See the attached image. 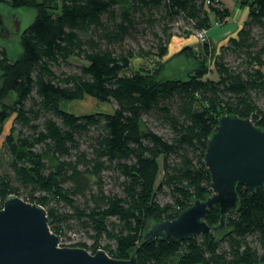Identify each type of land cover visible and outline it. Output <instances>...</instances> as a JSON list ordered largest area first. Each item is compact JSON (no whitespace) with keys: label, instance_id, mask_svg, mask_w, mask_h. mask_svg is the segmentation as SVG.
Returning a JSON list of instances; mask_svg holds the SVG:
<instances>
[{"label":"trees","instance_id":"trees-1","mask_svg":"<svg viewBox=\"0 0 264 264\" xmlns=\"http://www.w3.org/2000/svg\"><path fill=\"white\" fill-rule=\"evenodd\" d=\"M239 2L248 17L236 36L217 51L208 41L197 52L182 48L178 57L190 56L195 68L185 78L163 79L173 23L183 22L184 37L207 30L228 17L220 3L0 0L36 11L21 35L20 56L11 61L0 48V123L11 120L0 146V209L12 194L37 203L50 230L63 237L65 215L54 206L67 207L93 238L92 245L69 246L102 249L114 259L134 253L137 264H264V188L236 186L237 207L221 236L142 239L148 222L171 220L211 194L203 156L221 115L249 118L264 130L256 102L264 93V0ZM147 35L145 45L140 38ZM136 56L160 61L134 68ZM73 59L82 63L65 71ZM85 96L115 108L83 115L62 108ZM146 116L167 127L169 136L151 130ZM107 179L118 191L105 189ZM160 193L170 201L160 204ZM219 217L214 205L206 222L214 226ZM102 237L107 245H99Z\"/></svg>","mask_w":264,"mask_h":264},{"label":"water","instance_id":"water-1","mask_svg":"<svg viewBox=\"0 0 264 264\" xmlns=\"http://www.w3.org/2000/svg\"><path fill=\"white\" fill-rule=\"evenodd\" d=\"M203 162L211 194L204 200L194 199L171 220L152 223L143 232L144 241H186L192 236L225 233L226 216L237 207L236 186L255 191L264 188V130L249 118L221 115L207 140ZM214 205L220 217L210 226L206 216ZM60 242L61 237L50 230L44 207L14 194L4 199L0 264H137L134 253L128 259H114L102 249L90 253L80 247H62Z\"/></svg>","mask_w":264,"mask_h":264},{"label":"rangeland","instance_id":"rangeland-1","mask_svg":"<svg viewBox=\"0 0 264 264\" xmlns=\"http://www.w3.org/2000/svg\"><path fill=\"white\" fill-rule=\"evenodd\" d=\"M217 3H219L217 0H215ZM243 14L242 20L245 16L248 14V7L247 5L243 4L240 5V7L236 8V10L232 13L229 12L228 14V20L231 23L234 19L238 18L239 15ZM36 11L31 8H12L8 6L6 3H0V48L4 49L9 60L14 61L17 57L20 56L22 50L20 45V38L22 33L25 29L30 25V23L35 18ZM183 22L177 21L174 22V29L172 30V37H179ZM181 25V26H180ZM180 26V28H179ZM185 28H182L184 31ZM256 31V30H254ZM257 35V33H256ZM140 41L143 44H149L150 37L149 35L145 36L144 38H140ZM199 45L194 44L192 46ZM214 48V47H213ZM212 48V49H213ZM199 49L198 47H194L195 52ZM173 51V52H172ZM178 46L175 47V41L169 46V52H172V54H169V56H166L162 59L163 62H165V69L163 72H161L160 76L163 79H176V78H185L187 73L190 72L195 68L194 59L190 58V56H180L178 57ZM226 60L230 65H237L238 62L236 60H233V57L227 56L225 57ZM148 61V62H147ZM144 60L140 57L134 58V68H137L139 65L145 66V67H153L155 61H160L156 58L154 60ZM213 62L212 57L211 61H208V64H211ZM82 62L73 59L70 60L68 65L63 66V69L65 71H75L77 68V65H80ZM157 63V62H156ZM161 63V62H160ZM162 64V63H161ZM212 68V66H210ZM0 77H1V71H0ZM1 83V78H0ZM256 102L259 105V107L264 111V93L259 94L256 96ZM62 108L66 110L69 113H72L74 115H83V114H90V113H111L113 109L115 108V104L108 103V102H101L98 101L92 97L85 96L83 99L73 100L71 102H64L62 105ZM146 121L147 126L159 133L163 136H169L170 132L167 127L161 125V123L154 120V118L146 116L143 118ZM11 125V120H7L5 123H0V146L3 144L4 137L7 135L8 130ZM116 183V182H115ZM108 190L112 191H118V188L116 184H114V181L107 179L106 180V188ZM157 201L160 204H165L170 201L169 195L167 193H160L156 196ZM54 206V203L52 204ZM55 208H58V212L64 213L65 216L61 215L63 219V222L60 223L62 227V232H64L63 237H61L60 246L62 247H71L70 244L73 243H85L86 245H92L93 244V238L89 235L92 234L89 232V234H86L83 230H81L75 220L74 217H69L68 215L71 214V210L69 208H61L60 206H54ZM151 225V221L148 222L147 227ZM108 241L105 237H102L99 240V245H107Z\"/></svg>","mask_w":264,"mask_h":264},{"label":"crops","instance_id":"crops-1","mask_svg":"<svg viewBox=\"0 0 264 264\" xmlns=\"http://www.w3.org/2000/svg\"><path fill=\"white\" fill-rule=\"evenodd\" d=\"M221 6L228 10V12L232 13L236 10V8L243 5L239 2V0H217ZM243 14L239 15L238 18L234 19L231 23L228 20V17L225 22L219 24H213L210 28L206 30V41L211 43L214 46V50L217 51L221 46H223L228 39L236 36L238 30L243 25L244 21L247 19L245 16L242 20ZM214 21V19H212ZM175 41V47L178 46V51H180L184 47H198V45L192 46L194 44L200 43L194 34H191L188 37L179 36V37H171L170 42L167 46V54L163 57L169 56L172 52H169V46ZM200 49V48H199ZM197 49V50H199ZM196 50V51H197ZM177 51V52H178ZM195 51V50H194Z\"/></svg>","mask_w":264,"mask_h":264},{"label":"built area","instance_id":"built-area-1","mask_svg":"<svg viewBox=\"0 0 264 264\" xmlns=\"http://www.w3.org/2000/svg\"><path fill=\"white\" fill-rule=\"evenodd\" d=\"M209 2H210V0H206V3H209ZM195 36H196V38L198 39V41L200 43L206 42V30H198V31H196Z\"/></svg>","mask_w":264,"mask_h":264}]
</instances>
